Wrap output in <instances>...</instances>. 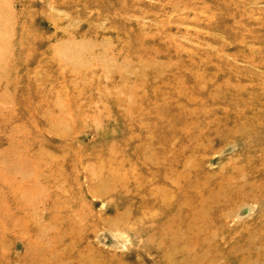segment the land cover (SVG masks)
Listing matches in <instances>:
<instances>
[{
	"label": "rangeland",
	"instance_id": "rangeland-1",
	"mask_svg": "<svg viewBox=\"0 0 264 264\" xmlns=\"http://www.w3.org/2000/svg\"><path fill=\"white\" fill-rule=\"evenodd\" d=\"M0 264H264V0H0Z\"/></svg>",
	"mask_w": 264,
	"mask_h": 264
}]
</instances>
